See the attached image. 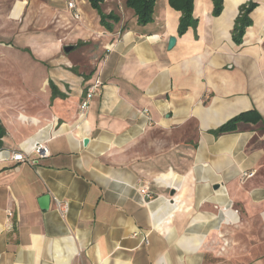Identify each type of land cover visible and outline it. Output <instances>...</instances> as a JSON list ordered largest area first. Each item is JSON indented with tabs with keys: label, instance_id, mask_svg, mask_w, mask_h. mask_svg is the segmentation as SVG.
I'll return each mask as SVG.
<instances>
[{
	"label": "crops",
	"instance_id": "crops-1",
	"mask_svg": "<svg viewBox=\"0 0 264 264\" xmlns=\"http://www.w3.org/2000/svg\"><path fill=\"white\" fill-rule=\"evenodd\" d=\"M127 1L110 31L89 0H0V264H264V0H194L182 36L169 0L146 26Z\"/></svg>",
	"mask_w": 264,
	"mask_h": 264
},
{
	"label": "trees",
	"instance_id": "trees-1",
	"mask_svg": "<svg viewBox=\"0 0 264 264\" xmlns=\"http://www.w3.org/2000/svg\"><path fill=\"white\" fill-rule=\"evenodd\" d=\"M157 0H128L127 7L133 10L137 22L140 26H146L153 22L154 10ZM224 0H213L214 2V16L218 17L223 11ZM92 7L98 11L101 17V22L108 30L113 29V25L119 22L116 15H106L102 12L101 4L103 0H89ZM170 6L181 12L178 33L180 36L184 35L189 28H196L198 22L194 19V0H169ZM255 9L252 1H249L240 10V15L236 20L233 39L237 44H241L245 35L246 29L251 26L250 14ZM55 92V87H53ZM262 117L257 111H250L230 120L219 129L212 131L215 136H221L226 133L235 132L238 130L239 124H259L262 123ZM6 136V129L0 121V148L2 147V140Z\"/></svg>",
	"mask_w": 264,
	"mask_h": 264
},
{
	"label": "built area",
	"instance_id": "built-area-1",
	"mask_svg": "<svg viewBox=\"0 0 264 264\" xmlns=\"http://www.w3.org/2000/svg\"><path fill=\"white\" fill-rule=\"evenodd\" d=\"M69 7L71 9H75V3L72 1L69 3ZM76 17H78V15H75ZM99 85V83H96L95 85L91 86L90 88H88L87 92H86V96L83 99L81 106H80V117L83 118L85 117L87 111L90 108L91 102H92V98L93 95L95 93V90L97 88V86ZM147 112V111H145ZM31 155H36V157L38 159H46L48 157H50V153L48 150V147L46 146L45 143H39L38 145H36L33 149V151L29 154V155H25L23 153L20 152H13L11 155V160L14 163L17 164H21V163H29L30 165H34L36 164V161L31 159ZM244 177L247 178V175H244ZM140 193L144 196H146L148 199H153V195L151 194V192L149 191L148 188L143 187L142 189H140ZM55 204H56V209L59 212V214L61 215L62 218H65L69 211H70V205L67 202H64L58 198H54ZM9 216H11V212H8ZM138 233L134 234V237H138ZM144 242L146 244H148V235L144 236Z\"/></svg>",
	"mask_w": 264,
	"mask_h": 264
},
{
	"label": "water",
	"instance_id": "water-1",
	"mask_svg": "<svg viewBox=\"0 0 264 264\" xmlns=\"http://www.w3.org/2000/svg\"><path fill=\"white\" fill-rule=\"evenodd\" d=\"M176 43H177V38L176 37H170L169 44H168L169 50L173 49L175 47ZM74 48H75L74 46L68 45V46H65L63 50H64V53L67 55L70 52H72L74 50ZM88 142H89L88 140H85L84 143L88 144ZM216 188H218V187H216Z\"/></svg>",
	"mask_w": 264,
	"mask_h": 264
}]
</instances>
